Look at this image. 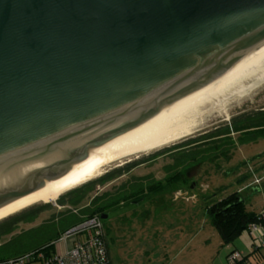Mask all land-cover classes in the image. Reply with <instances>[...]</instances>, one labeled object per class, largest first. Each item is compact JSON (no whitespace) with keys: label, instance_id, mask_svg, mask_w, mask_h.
<instances>
[{"label":"water","instance_id":"95a60500","mask_svg":"<svg viewBox=\"0 0 264 264\" xmlns=\"http://www.w3.org/2000/svg\"><path fill=\"white\" fill-rule=\"evenodd\" d=\"M262 53L264 0H0V207Z\"/></svg>","mask_w":264,"mask_h":264},{"label":"rangeland","instance_id":"374dc122","mask_svg":"<svg viewBox=\"0 0 264 264\" xmlns=\"http://www.w3.org/2000/svg\"><path fill=\"white\" fill-rule=\"evenodd\" d=\"M259 110H264V82L249 94L228 102L225 110L210 117L192 135L165 148L181 142L188 145L193 139L194 142L200 140L199 144L179 147L175 152H161L165 149L162 148L112 164L93 178L110 174L109 179L96 185L78 205L66 204L78 208L87 206L93 196L115 192L121 184L130 186V190L139 188L146 196L143 201L123 204L102 218L111 264H220L225 246L221 245L209 206L237 191L245 209L258 213L264 205V136L240 141L239 134L232 133L233 140L218 142L215 149L209 148L205 139L211 132H221L223 126L233 120ZM187 166H191L189 172L184 170ZM116 174L118 176L110 179ZM103 201L106 202V195ZM45 203L49 206L33 222L21 223L16 231L37 226L52 216L56 218L39 229L26 232L15 243L4 244L8 236L1 238V264L54 243L52 238L66 227L64 223L72 225L83 213L71 209L60 211L54 202L36 204ZM240 234L252 239L247 229ZM71 244L70 238L68 245ZM64 250L65 242L57 241L46 251L57 254ZM27 264H40V261Z\"/></svg>","mask_w":264,"mask_h":264},{"label":"bare ground","instance_id":"6f19581e","mask_svg":"<svg viewBox=\"0 0 264 264\" xmlns=\"http://www.w3.org/2000/svg\"><path fill=\"white\" fill-rule=\"evenodd\" d=\"M264 82V53L219 76L171 108L121 131L98 144L68 172L46 180L43 186L0 207V219L58 196L104 173L107 167L132 156L151 153L179 142L201 128L228 102L249 94Z\"/></svg>","mask_w":264,"mask_h":264},{"label":"trees","instance_id":"16d2710c","mask_svg":"<svg viewBox=\"0 0 264 264\" xmlns=\"http://www.w3.org/2000/svg\"><path fill=\"white\" fill-rule=\"evenodd\" d=\"M232 133H238L239 134L238 139L240 141L252 140V139L257 138L260 135L264 136V110H259L255 113L245 114L241 118H238L237 120H233L231 123L226 125V127L223 126V130L221 132L218 131L215 134L214 132H211L210 133L211 135H209V137L205 139L206 140L205 143H208L210 145L208 146L209 148L215 149V147L217 148L219 146L217 144L218 142H221V141L228 142L230 140H233ZM181 143L171 148H165L161 152H175L177 149H180L183 146L187 148L193 143L194 145H197L200 143V140H197L195 142H194V139L190 140V143L188 145H186L187 143H184V142H183L184 144H181ZM138 163L139 162H137V164ZM108 176H110V174L93 179V180H89L80 186H77L75 188H72L71 190H68L64 194H61L60 196L57 197L56 203L58 204L59 203H69L72 206L78 205L80 202H82V200L86 196H88V193L92 191L96 185L104 183L107 179H109ZM116 176L118 175L116 174L115 176H111L110 179ZM121 185H124V184H121ZM121 185L117 189H122L123 187H126L125 185L124 186H121ZM126 185H129V183H127ZM116 192L119 193L120 191H115L111 193L109 192V194H112V193L113 194L110 196H107L106 201L112 199L113 203H116V201H118V199L114 197ZM109 194L108 192L107 193L105 192L103 196L101 195L93 196L92 198H90L87 206H83L79 208L78 210H81L83 214H85L84 216L100 214V212L105 208V203H106L103 201V198H105V195H109ZM239 198H240L239 193L235 191V192H232L226 195L225 197H223L222 199L218 201H214L209 206V213L211 215L213 225L218 231L222 242L225 244L231 243L241 233L243 229L248 228L251 222L257 221L258 213L247 211L244 207L243 200H239ZM113 203H110V204H113ZM47 206H49V203L33 204L11 215H8L7 217L0 219V239L8 236L4 244L5 243L6 244L15 243L19 239H21L22 236L26 232L28 233V232H31L32 230L39 229L43 225L51 221L53 218L55 219L56 217L52 216L48 221L42 222L38 224L37 226L29 227L21 231H16L18 226L21 223L33 222L37 218V216L40 214V212ZM71 208H78V207H70L69 210ZM82 217H80L79 220ZM64 218L67 219V216H65ZM57 220L59 222L61 221V218ZM75 223H73L72 225H74ZM64 224L66 225V227L63 229H59V232H56L54 234L52 238L53 240L56 239L58 235L62 231H64L66 228L72 226V225H68L67 222H65ZM2 245H3V242H1L0 246ZM45 246H48V244ZM48 248L49 246L46 247L45 251ZM232 250H237V249H232ZM232 250H230V252ZM46 253H48V251H46ZM241 254H242L241 259L235 262L234 264H242V263L247 264L246 255L243 254L242 252Z\"/></svg>","mask_w":264,"mask_h":264},{"label":"built area","instance_id":"2783aa9c","mask_svg":"<svg viewBox=\"0 0 264 264\" xmlns=\"http://www.w3.org/2000/svg\"><path fill=\"white\" fill-rule=\"evenodd\" d=\"M71 210L78 212V208ZM247 229L258 245L264 246V207L258 212L257 221L251 222ZM70 238L71 246L68 245ZM57 241L65 242L64 252L46 253V247L53 246ZM53 242L7 260L6 263L27 264L39 260L40 264H111L104 225L99 214L83 216L77 223L60 233ZM241 255L239 250H232L227 255V264H234L241 259Z\"/></svg>","mask_w":264,"mask_h":264},{"label":"crops","instance_id":"0c3cea01","mask_svg":"<svg viewBox=\"0 0 264 264\" xmlns=\"http://www.w3.org/2000/svg\"><path fill=\"white\" fill-rule=\"evenodd\" d=\"M253 189L258 190V188H253ZM54 204L56 205L57 209L60 211L63 209L69 210V208H70L68 206V204H66V203H59L58 204V203L54 202ZM263 207H264V205L261 207V209ZM261 209H259V211H261ZM78 212H79V210H78ZM84 215L85 214L81 213L80 217H82ZM221 245L225 246V248H224L225 252L222 255L223 261L220 264H227V255L230 252V250H232V249H237V250L241 251L243 254H245L247 257L246 258L247 264H264V246H258L257 241H255L253 238L251 239L250 236L247 237L246 235L242 236L241 234H239L231 243L225 244L222 242Z\"/></svg>","mask_w":264,"mask_h":264},{"label":"flooded vegetation","instance_id":"af4514ba","mask_svg":"<svg viewBox=\"0 0 264 264\" xmlns=\"http://www.w3.org/2000/svg\"><path fill=\"white\" fill-rule=\"evenodd\" d=\"M137 165H142V163L139 162ZM191 166L185 167L184 170L186 172H189L188 169H190ZM135 177L138 178L139 176H135ZM129 188H130V186L123 187L122 189L116 188V190H114V191H120L119 193L116 192V194H115L116 196L114 195V197L116 199H118V201H116V203H113L112 199L107 200L105 203V208L100 213L106 215V217H107V215L112 210H114V208L119 209L121 207V205L126 204V203H130V204L139 203V202L143 201L144 198L146 197L145 194L143 192H141L139 188H133V190H130ZM108 194H109V192H108ZM112 194L106 195V198H107V196H110ZM123 198H125V199H123ZM110 203H113V204H110Z\"/></svg>","mask_w":264,"mask_h":264},{"label":"clouds","instance_id":"9594fccd","mask_svg":"<svg viewBox=\"0 0 264 264\" xmlns=\"http://www.w3.org/2000/svg\"><path fill=\"white\" fill-rule=\"evenodd\" d=\"M54 202H55V201H54ZM78 209H79V208H78ZM100 214H101V213H100ZM100 214H99V215H100ZM100 217H101V216H100ZM101 219H102V218H101Z\"/></svg>","mask_w":264,"mask_h":264}]
</instances>
